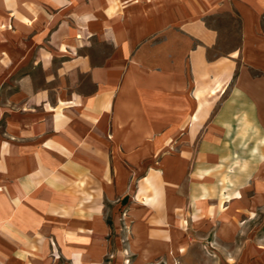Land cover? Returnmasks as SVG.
<instances>
[{"label":"crops","instance_id":"obj_1","mask_svg":"<svg viewBox=\"0 0 264 264\" xmlns=\"http://www.w3.org/2000/svg\"><path fill=\"white\" fill-rule=\"evenodd\" d=\"M248 186L264 0H0V264H184Z\"/></svg>","mask_w":264,"mask_h":264},{"label":"rangeland","instance_id":"obj_2","mask_svg":"<svg viewBox=\"0 0 264 264\" xmlns=\"http://www.w3.org/2000/svg\"><path fill=\"white\" fill-rule=\"evenodd\" d=\"M252 189L248 186L243 195L245 217L237 218L239 233H230L232 240L221 244L215 243L216 227L209 234L199 233L197 244L182 253L188 258L184 264H264V202L254 204Z\"/></svg>","mask_w":264,"mask_h":264}]
</instances>
